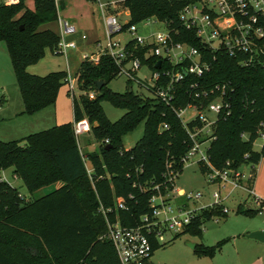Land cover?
<instances>
[{
    "label": "trees",
    "instance_id": "1",
    "mask_svg": "<svg viewBox=\"0 0 264 264\" xmlns=\"http://www.w3.org/2000/svg\"><path fill=\"white\" fill-rule=\"evenodd\" d=\"M184 0H120L118 6L128 11L126 26L155 18L170 30L173 42H185L196 48L202 62L208 65L201 76L187 74L173 84L174 97L167 105L153 96L134 93L128 87L123 93L107 85L119 75V68L108 55L97 63L83 60L76 72L78 87L84 92L72 98L73 121L54 125L22 139L0 140V169L12 168L32 193L40 187L61 182L50 193L25 201L17 188L0 180V264H121L112 242L107 237V223L118 220L134 226L145 213H150L149 199L160 184L161 193L170 184L163 176L170 164L182 169V157L189 148L186 129L174 109L193 102L200 106L217 95L201 92L215 85L224 86L228 108L219 113L213 125V139L207 154L210 163L222 168L229 161L234 167L257 165L264 158V145L253 149L258 130L264 129V55L259 61L240 64L243 56H231L211 50L194 29H187L179 18ZM63 1L60 2L62 8ZM57 19L54 0H34V8L0 3V41L8 51L24 114H33L55 103L59 88L65 84L63 70L46 75L32 74L26 67L43 57L45 49L57 46L58 33L40 27ZM22 27V28H21ZM129 40L127 48L135 46ZM149 46L136 45L134 53L142 55ZM156 57L143 60L151 70L170 67ZM177 66V65H175ZM174 66V67H175ZM161 77L159 84H165ZM103 81L97 90L96 82ZM130 83L131 80H128ZM194 84L193 87L191 85ZM94 91L90 99L88 92ZM199 93V97L195 93ZM107 100L125 110L116 121H110L101 105ZM87 118L90 132L98 142L97 151L83 156L74 135L73 122ZM144 122L142 136L125 149L122 137ZM193 123L190 122L191 126ZM166 124L167 128H162ZM247 135V137H243ZM108 140V143L104 141ZM247 155V156H245ZM85 160L91 166L87 172ZM203 174L206 166L198 164ZM122 197L125 208L115 209L116 198ZM258 208L238 204L236 214L253 217ZM221 206L210 207L195 215L182 232L202 236L201 226L213 217L226 218ZM228 238L207 246L194 245L197 256L213 257ZM153 242L152 252L164 245ZM150 255V257H151Z\"/></svg>",
    "mask_w": 264,
    "mask_h": 264
},
{
    "label": "built area",
    "instance_id": "2",
    "mask_svg": "<svg viewBox=\"0 0 264 264\" xmlns=\"http://www.w3.org/2000/svg\"><path fill=\"white\" fill-rule=\"evenodd\" d=\"M20 1L1 0L4 5H15ZM61 1L63 0H54L59 28V40L54 48L56 53H66L68 49L76 48L75 42L66 40V38L78 32L75 24L60 15ZM96 1L103 15L108 40L105 47H100L99 55H84L83 60L97 63L100 55L110 56L118 66L119 74H125L129 80H134L140 87L147 89L150 96L158 98L167 105H171L174 97L173 84L176 81L182 80L187 74L199 77L208 70V65L201 61L196 48L185 42H173L170 30L164 22L155 18L141 21L144 22V25L157 22L164 26V30L139 35L137 34L139 23L126 26L127 22H122L115 12L117 8L115 2ZM184 1L186 3L179 12L180 20L187 29H194L198 38L211 50L223 51L231 56L241 55L243 56L240 60L242 65L259 61V56L264 55V0ZM122 31H127L130 34L129 40H134L135 46L131 49L127 48L129 40L121 43L120 39L116 38V35ZM81 38L82 40L86 39V35L82 34ZM136 45L149 47L142 55H138L134 53ZM151 56L160 61L159 66H161L162 60L172 66L165 67L161 71L151 70L148 65L143 64V60H147ZM126 61H131V67L127 70L124 68ZM143 65H146L151 72L149 80L141 79L135 74ZM163 76L168 79L162 85L158 81ZM65 80L69 94L74 97V90L78 86L77 76L67 75ZM193 86L194 84L191 85V87ZM215 92L217 95L206 104L198 106L191 102L185 107H190L194 111L193 116L187 121L181 118L185 108L174 109L186 129L189 139V148L181 159L182 164L196 162L197 165L202 163L207 167L203 176L207 185L213 187L208 194V202L200 201L204 196L201 192L184 193L177 189L175 180L179 171L167 164V170L163 176L171 187L166 186V191L161 193L160 184L152 186L156 192L149 199L150 213L141 215L139 223L134 226L122 225L118 220L107 223V237L112 242L121 264H146L150 259L153 242L165 243L167 233L174 236L182 232L191 224L193 217L206 208L221 206L222 211L228 213L229 209L224 203L235 194L246 195L260 210L259 213L264 211V201L254 193L252 187L255 178V165L243 164L234 167L227 161L224 167L216 168L209 161L208 146L206 149L201 148L203 144L209 145L210 140L213 139V125L219 113L226 112L229 106L224 101L226 93L224 86L217 84L213 88L203 90L201 95L206 97ZM195 96L199 97L200 95L197 92ZM88 97L94 98V91L88 92ZM195 121L198 124L189 125L190 122ZM162 128H167V125L163 124ZM73 131L77 142L80 135L90 132V123L87 118L74 121ZM243 137H247V135H243ZM257 138L263 140V146L264 129L258 130ZM104 142L108 143V140ZM86 168L90 175L91 169L87 165ZM117 208H125L122 197L116 198L115 209ZM213 219L218 221L217 217H213Z\"/></svg>",
    "mask_w": 264,
    "mask_h": 264
},
{
    "label": "rangeland",
    "instance_id": "3",
    "mask_svg": "<svg viewBox=\"0 0 264 264\" xmlns=\"http://www.w3.org/2000/svg\"><path fill=\"white\" fill-rule=\"evenodd\" d=\"M64 8H60V15L71 20L78 29V32L66 38L73 40L76 48L68 49L66 53H56L54 49L46 48L44 55L37 62L26 67L27 71L32 74L46 75L53 71L63 70L70 77H74L83 61L84 55H92L101 52L100 47H105L107 43V32L102 12L96 0H63ZM115 2L117 8L116 13L122 22H128L129 16L124 9L118 6L120 0H101V2ZM0 3L1 0H0ZM23 6L28 9L34 8V0H23ZM50 30L58 33L57 21L43 25ZM164 30V26L157 22L144 25L141 22L137 25V34L147 35L150 32ZM82 34L86 35V39L82 40ZM121 43H125L130 39L127 31H122L116 35ZM101 55L99 56L100 59ZM131 61H126L124 68L130 69ZM141 79L150 78V70L143 65L136 73ZM129 77L121 73L108 83V87L117 93H123L128 87L134 93L143 96H150V92L140 87L134 80L128 82ZM75 96L83 94L77 86L74 90ZM102 108L110 121H116L120 118L125 110L117 108L110 104L107 100L101 102ZM23 102L18 90L13 67L6 46L0 41V140L12 141L22 139L23 137L51 128L54 125L62 124L73 120L72 98L68 92V87L63 84L58 91L54 104L44 107L43 109L33 113L24 114ZM193 109L185 108L181 118L184 121L189 120L193 116ZM144 130V122H140L133 131L122 137V144L125 149L131 148L135 142L142 136ZM79 148L83 156H87L93 151H97L98 142L93 138L91 132L82 134L78 138ZM263 144L261 138H257L253 142V149L259 150ZM208 145L203 144L202 149H206ZM85 163L89 169L91 166L88 160ZM0 179H6L10 185L17 188L24 200H32L42 197L57 187L61 182L43 186L30 193L24 186L22 180L17 178L12 168L0 169ZM176 188L184 193L201 192L204 196L200 201L208 202V194L213 187L207 185L205 178L198 168L196 162H188L182 166L181 171L175 180ZM244 204L255 208L251 198L244 194H235L224 204L229 211L226 218H220L218 221L211 219L206 221L202 226V236H194L184 233L176 238L167 233L165 235V244L153 251L149 261L146 264H242L246 260L260 258L257 264H264V242H251L250 238L245 235L253 230H264V211L249 217L242 214H236L235 209L238 204ZM229 240L217 251L213 257L197 256L194 253L192 245L203 243L211 246L221 239ZM246 255V256H245Z\"/></svg>",
    "mask_w": 264,
    "mask_h": 264
},
{
    "label": "crops",
    "instance_id": "4",
    "mask_svg": "<svg viewBox=\"0 0 264 264\" xmlns=\"http://www.w3.org/2000/svg\"><path fill=\"white\" fill-rule=\"evenodd\" d=\"M64 7H65V3L63 1L62 8H64ZM124 11L128 15V11L127 10H124ZM47 24H49V23H47ZM40 28L41 29H45V28H48V27H44L42 25ZM254 169H255V178H254L253 183H252L253 191L258 197H260L264 201V158H262L259 161V163L257 165H255ZM250 240H253L251 242H257V241H254V239H250ZM259 261L261 262L260 258H253V259L248 260V261L245 258V262L243 261L242 264H257Z\"/></svg>",
    "mask_w": 264,
    "mask_h": 264
},
{
    "label": "water",
    "instance_id": "5",
    "mask_svg": "<svg viewBox=\"0 0 264 264\" xmlns=\"http://www.w3.org/2000/svg\"><path fill=\"white\" fill-rule=\"evenodd\" d=\"M159 64H160V61H157L156 66L158 67ZM95 84H96V89L99 90L103 85V81H97ZM245 236L247 238H250V239H254V240H257L260 242H264V230H260V229L253 230V231L247 233ZM192 247H194V245H192Z\"/></svg>",
    "mask_w": 264,
    "mask_h": 264
}]
</instances>
